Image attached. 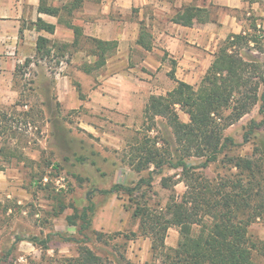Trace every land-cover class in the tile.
Masks as SVG:
<instances>
[{"label":"rangeland","instance_id":"1","mask_svg":"<svg viewBox=\"0 0 264 264\" xmlns=\"http://www.w3.org/2000/svg\"><path fill=\"white\" fill-rule=\"evenodd\" d=\"M259 5L258 12L246 18L244 31L257 44L249 41L250 50L243 47L240 53L264 75V0ZM56 62L50 64L51 79L43 78L47 66L24 69L18 85L21 96L0 107V264H63L78 258L82 248L101 264H159L152 258L150 240L137 236L138 221L132 214L137 203L160 211L171 196L180 200L185 183L181 170L168 165L159 173L152 165L137 172L128 164L127 154L132 156L133 148L148 142L175 162L178 152L171 129L160 118L146 120L143 112L133 116V126L118 130L108 124L109 115L91 114L85 108L62 113L52 92ZM73 84L80 86L76 80ZM80 94L86 99L81 88ZM258 108L254 106L239 120L220 122L222 137L232 138L236 146L197 173L209 178L234 175L233 160L256 157L259 134L250 135L249 141L244 137L251 121L262 120ZM179 119L188 122L182 113ZM203 162L196 157L186 160L188 166ZM116 185L137 191L105 193ZM86 208L90 227L79 232V216ZM175 231L171 227L167 233V248H172ZM249 233L264 241V220L252 224ZM32 238L46 244L34 245ZM253 260L264 264L258 255Z\"/></svg>","mask_w":264,"mask_h":264},{"label":"crops","instance_id":"2","mask_svg":"<svg viewBox=\"0 0 264 264\" xmlns=\"http://www.w3.org/2000/svg\"><path fill=\"white\" fill-rule=\"evenodd\" d=\"M75 1L0 0V107L21 96L24 69L47 66L43 78L51 79L50 64L57 60L52 92L62 113L85 108L111 116L113 129L133 126L151 95L164 96L176 81L196 86L220 44L244 34L246 18L260 7V0H78L69 15ZM49 8L58 14L45 13ZM186 9L192 13L188 24L174 23ZM141 32L146 39L138 43ZM39 38L46 43L38 52ZM85 38L115 44L99 69H93L96 57Z\"/></svg>","mask_w":264,"mask_h":264},{"label":"trees","instance_id":"3","mask_svg":"<svg viewBox=\"0 0 264 264\" xmlns=\"http://www.w3.org/2000/svg\"><path fill=\"white\" fill-rule=\"evenodd\" d=\"M80 5L76 0L67 13L70 15L72 9ZM45 13L56 16L58 11L49 8ZM191 17L192 13L186 9L173 21L187 25ZM40 23L38 21L37 25ZM46 29L54 30L52 27ZM74 33L80 35L75 28ZM144 39L146 35L141 32L138 43H143ZM85 40L92 45L91 53L96 57L93 69H99L115 44L91 38ZM249 41L257 44L245 33L229 35L214 54L198 85L176 81L175 87L164 96L151 95L143 110L146 120L154 122L160 118L171 129L178 157L174 162L165 158L169 153L151 148L148 142L139 143L130 151L132 156L127 154L128 164L137 172L151 165L158 173L165 165L180 169L186 187L180 200L171 196L160 211L139 203L134 208L132 216L138 221L137 236L150 240L152 258L159 264H255L254 255L264 258V241L249 233L252 224L264 220V75L257 72V64L240 53L243 47L250 50ZM45 43L44 39H38V52L45 49ZM41 55L42 58L47 56L48 51ZM256 105L262 120L259 123L251 121L244 137L249 141L250 135L259 134L254 148L256 157L233 160L230 165L237 171L234 175L209 178L202 172L197 173L199 168L205 170L216 164L226 150L236 146L232 138L222 137L220 122L227 118L239 120ZM226 111L230 114L224 117ZM180 113L188 116L187 123L179 119ZM190 157L204 162L188 166L186 160ZM144 182L149 184V181ZM120 191L132 194L137 189L116 185L105 193ZM87 211L89 209H84L79 216L82 223L79 232L90 227ZM171 227L178 229L175 248L165 245ZM29 241L34 245L46 244V240L39 242L36 238ZM63 264L101 262L90 250L82 248L78 258L65 260Z\"/></svg>","mask_w":264,"mask_h":264}]
</instances>
